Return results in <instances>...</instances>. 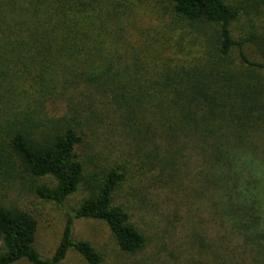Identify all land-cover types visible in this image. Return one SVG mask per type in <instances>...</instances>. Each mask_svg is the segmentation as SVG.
<instances>
[{
  "label": "trees",
  "instance_id": "16d2710c",
  "mask_svg": "<svg viewBox=\"0 0 264 264\" xmlns=\"http://www.w3.org/2000/svg\"><path fill=\"white\" fill-rule=\"evenodd\" d=\"M243 17L259 24L242 30ZM88 132L118 136L99 151ZM252 161L264 164V0H0V176H52L37 193L61 207L86 191L51 258L37 218L0 200V264H61L70 250L104 264L76 218L104 221L116 264H133L152 238L120 200L136 180L176 198L221 193L264 264L263 199L243 188ZM222 238L197 239L236 259Z\"/></svg>",
  "mask_w": 264,
  "mask_h": 264
},
{
  "label": "rangeland",
  "instance_id": "374dc122",
  "mask_svg": "<svg viewBox=\"0 0 264 264\" xmlns=\"http://www.w3.org/2000/svg\"><path fill=\"white\" fill-rule=\"evenodd\" d=\"M243 18L240 20L242 30H246L250 22L259 24L256 17L252 21H248L246 17ZM110 132L106 135L105 133L100 134L99 138L88 132L87 148L97 147L100 149L99 151H104L106 149L104 146H107L106 143L111 147L118 135L114 136ZM111 140L114 141L111 142ZM116 140L118 142L120 139L117 138ZM124 140L126 141V138ZM121 146L123 145L121 144ZM93 149L95 152V148ZM251 163L248 164L246 174L251 172L255 179L252 177L251 183L247 180L244 181L243 188L246 186L250 193H252L251 191H258L259 196L263 199V226L261 229L264 231V164L260 165L253 161ZM55 183L56 180L52 176L33 177L24 175L11 180L0 176V200L27 210L37 218L38 231L35 245L43 258H51L60 242L66 220V211L73 212V209L86 196V191L81 189L66 199L64 207L46 201L39 196L37 193L38 186L52 187ZM129 184L130 182L127 184L128 190L122 193L120 200L132 206L131 210L136 222L152 236L145 254L138 258L139 264H262L259 262L262 261V258L257 255V248L253 247L251 250L249 243L240 237L241 235L240 238L238 237L239 234L232 230L229 222L222 215L220 206L226 205V198L221 197V193H217V195L214 193L210 198L207 196L206 201L198 198L193 200V198L188 199L183 193L178 194V198H176L174 193L154 185L144 190L141 185L139 186L140 183L137 180V185L132 187V190ZM194 185L199 188L196 183ZM183 196L184 199H182ZM218 197L221 198V203ZM199 201L200 204H198ZM168 219H172V221H168ZM156 225L163 227L159 233L154 231ZM73 233L77 239L91 241L103 253L104 264L119 262L116 257L114 237L104 221L76 218L73 222ZM200 235L210 241L223 237V242L229 241L231 246L239 245L236 247V252L239 253L237 258L229 259V256L220 249L214 251L215 253L207 252L199 243ZM248 251L253 255L252 258L247 255ZM216 252H218L219 258H217ZM143 257L147 260H141ZM138 260L134 261L133 264H138ZM12 264L33 263L27 259H20ZM61 264L88 263L78 252L70 250Z\"/></svg>",
  "mask_w": 264,
  "mask_h": 264
}]
</instances>
